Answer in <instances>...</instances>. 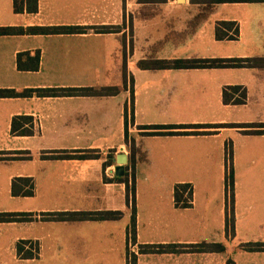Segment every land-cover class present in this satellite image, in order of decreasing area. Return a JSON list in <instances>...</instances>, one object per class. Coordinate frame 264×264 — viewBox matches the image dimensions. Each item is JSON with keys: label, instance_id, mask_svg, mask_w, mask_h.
Returning a JSON list of instances; mask_svg holds the SVG:
<instances>
[{"label": "crops", "instance_id": "0c3cea01", "mask_svg": "<svg viewBox=\"0 0 264 264\" xmlns=\"http://www.w3.org/2000/svg\"><path fill=\"white\" fill-rule=\"evenodd\" d=\"M55 7L77 9L71 18H63L55 17ZM221 21L237 22L238 40L251 46L237 54L224 47L227 40L216 38ZM52 25L118 26L120 31L0 35V88L115 87L117 92L0 98V213L18 214L0 221V264H128L133 248L137 264H227L230 257L236 264H264V251L242 248L264 242V191L258 190L262 181L236 173L231 237L226 198L228 150L234 166L240 141L264 140V134L230 127L263 123L264 67L139 66L143 60L264 57V2L39 0L37 13H15L13 0H0V26ZM186 39L191 40L183 42ZM37 50L39 70H20L18 55ZM232 85L247 89L245 104L223 102V89ZM237 107H255L254 114L232 116L230 110ZM22 115L33 117V135L12 133L13 119ZM144 125L215 127L184 129L210 134L146 136ZM244 149L245 161L255 160V150H261L264 160V143L246 144ZM86 150L101 157H46ZM121 153L128 155L124 175L129 174L130 187L135 174L134 226L132 193L128 198L127 183L118 179L124 175L116 173ZM18 177L33 179V196L13 195ZM177 184L192 185L190 207L177 205ZM109 211L121 215L106 220L81 216ZM129 235L135 240L133 248ZM25 241V250L37 248L34 258H22L19 246ZM200 243L225 244L226 252L189 249ZM161 244L185 247L180 252L140 253L141 246Z\"/></svg>", "mask_w": 264, "mask_h": 264}, {"label": "trees", "instance_id": "16d2710c", "mask_svg": "<svg viewBox=\"0 0 264 264\" xmlns=\"http://www.w3.org/2000/svg\"><path fill=\"white\" fill-rule=\"evenodd\" d=\"M211 2H264V0H209ZM13 8L15 13H37L39 11V0H13ZM89 29H93L97 33H116L119 32L118 26H81V25H52V26H0V35H49V34H77L86 33ZM240 29L237 22L221 21L216 26L217 40H237ZM40 50L34 54L31 52H23L18 55V68L22 71H38L40 68ZM139 66L145 69H213V68H260L264 67V57H245V58H179V59H163V60H143L139 62ZM117 92L115 87H47V88H28L22 91L15 89L0 88V98L6 97H71V96H105L112 95ZM247 100V89L242 85H232L223 89V102L231 105H242ZM34 119L32 116H16L12 123V133L18 136H30L34 133ZM232 125V124H230ZM215 126L208 125H144L141 129L146 130L142 135L146 136H175L190 134H210L211 132L200 131H184V129H201ZM244 128L245 134H264V123H243L236 126ZM126 141L129 142V135L126 133ZM132 165H135V140H132ZM227 159V176H226V192L228 201V217L227 232L228 236L235 234V176L232 162V150H228ZM49 159L60 158H99L101 154L95 150H86L83 152L63 151L58 155L46 156ZM119 180L125 181L128 187V198L130 193L133 196V226L136 222V189L135 174H132V186L130 187L129 174L126 173ZM12 193L14 196H33L35 193V184L32 178L18 177L13 180ZM175 200L180 207H190L193 200V187L191 184H177L175 187ZM24 215L21 213L19 215ZM18 214L0 213V221H10ZM27 215V214H25ZM70 215V214H65ZM121 215L119 211L84 213L82 218L85 219H117ZM12 218H10V217ZM65 218V217H63ZM135 231L133 235L135 238ZM135 241V240H134ZM21 242L19 251L22 258H34L37 248L32 246L31 250H25L24 244ZM185 246L170 245H145L140 247V253H168L180 252ZM242 248L248 251H264V242H249L242 244ZM190 250L198 252H226V246L222 243H200L190 246ZM129 256V251H128ZM128 264H137V254L128 258ZM227 264H236L235 260L230 257Z\"/></svg>", "mask_w": 264, "mask_h": 264}, {"label": "rangeland", "instance_id": "374dc122", "mask_svg": "<svg viewBox=\"0 0 264 264\" xmlns=\"http://www.w3.org/2000/svg\"><path fill=\"white\" fill-rule=\"evenodd\" d=\"M73 6H76V5H73ZM76 9H77L76 7H68V8L55 7V8H53L55 17L62 16L63 18L64 17L65 18H67V17L71 18L73 16V14H75L74 10H76ZM193 9L194 8H191L190 10H193ZM79 10H82V8H79ZM165 14H168L167 8H166ZM190 40L191 39H186V40H183V42L187 43V41H190ZM122 44H123V42H122ZM106 45H108V44H106ZM223 46L232 50L234 53L237 54V53H243L244 50L251 45L249 43L244 44L243 42H240L237 39V40H227L226 43H223ZM253 108H255V107H248V108L237 107V108L231 109L230 112H231V114H233L232 116H236V115L242 116L244 114L248 115L250 113L254 114ZM259 116L262 117L261 121H263V123H264V114H260ZM256 123H262V122H256ZM233 140H234V138H233ZM240 142H241V144H239V145L237 144V147L235 150V153H237V156H238V162H237V164H235L233 166L235 177H236V173L240 177H246L248 175L257 176L260 179L259 182L262 181L258 190L264 191V160H261V158H260L261 150H255L253 152L255 160L252 162H247V161H245L246 159L244 160L242 157V156L246 157L247 152H248L246 149H244V145L251 144V143L263 144L264 140L260 139V137H255V139H253V140L243 139ZM236 143H239L238 140H236ZM226 176H227V174H226ZM226 198H227V196H226Z\"/></svg>", "mask_w": 264, "mask_h": 264}, {"label": "water", "instance_id": "95a60500", "mask_svg": "<svg viewBox=\"0 0 264 264\" xmlns=\"http://www.w3.org/2000/svg\"><path fill=\"white\" fill-rule=\"evenodd\" d=\"M117 168L116 173L118 176L124 175L125 166L128 164V155L125 153H121L117 155Z\"/></svg>", "mask_w": 264, "mask_h": 264}, {"label": "built area", "instance_id": "2783aa9c", "mask_svg": "<svg viewBox=\"0 0 264 264\" xmlns=\"http://www.w3.org/2000/svg\"><path fill=\"white\" fill-rule=\"evenodd\" d=\"M128 242H129V248L130 247L133 248L135 246L134 239H133V237L131 235H129V241ZM134 250L135 249L133 248L132 253H131V251L129 252V256H128L129 260H131V255L136 252V250L135 251Z\"/></svg>", "mask_w": 264, "mask_h": 264}, {"label": "bare ground", "instance_id": "6f19581e", "mask_svg": "<svg viewBox=\"0 0 264 264\" xmlns=\"http://www.w3.org/2000/svg\"><path fill=\"white\" fill-rule=\"evenodd\" d=\"M182 1V0H181Z\"/></svg>", "mask_w": 264, "mask_h": 264}]
</instances>
